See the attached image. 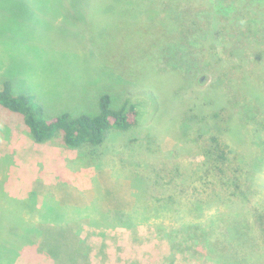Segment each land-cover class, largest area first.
<instances>
[{"label":"rangeland","instance_id":"rangeland-1","mask_svg":"<svg viewBox=\"0 0 264 264\" xmlns=\"http://www.w3.org/2000/svg\"><path fill=\"white\" fill-rule=\"evenodd\" d=\"M12 1L0 2V90L10 81L46 118L94 115L103 94L140 113L132 130L69 149L34 142L0 108V217L24 216L37 233L14 264H264V0H192L178 25L168 0ZM229 78L252 87L235 94L248 106L244 145L262 165L247 200L227 195L202 154L215 148L212 87L235 101ZM239 213L238 230L256 229L246 250L229 226Z\"/></svg>","mask_w":264,"mask_h":264},{"label":"trees","instance_id":"trees-1","mask_svg":"<svg viewBox=\"0 0 264 264\" xmlns=\"http://www.w3.org/2000/svg\"><path fill=\"white\" fill-rule=\"evenodd\" d=\"M2 1L3 0H0V2ZM18 1L22 2L23 0H13L10 3H16ZM66 1L70 2L73 0H55V2L60 4H64ZM84 1L86 0H80L77 2L81 3ZM100 1H104L109 5H145V3H143L144 0ZM168 1L169 3H172V5H169L167 14H169L170 19L173 16L174 19L172 21L175 25H178L175 20V15H177L182 8L183 16L184 11L188 9L186 4L191 3L192 0ZM181 2L182 6L179 7ZM106 10L115 11V8L108 7ZM143 14L145 15V13ZM158 14L159 12L156 10L154 15ZM136 15L137 11L133 10L131 13H128V19L132 18L138 21ZM151 17H149V23L155 21L154 19H151ZM213 26L215 27V23H213ZM173 38L174 37L171 34L169 36L168 44H170V41ZM227 77L228 76L224 75V77L221 78L222 84ZM228 82H230V85L232 86V95L234 96L235 101H232L231 98L230 100L229 98L227 99V95L220 88L212 87L215 90L213 91L216 93L214 96H211L212 100H210V103L213 104L215 108L213 109V113L209 114L205 123L213 128L212 135L214 137L213 141L215 148L205 145V147L202 148V154L206 160L204 165H207L209 170H214L218 174L221 180L220 187L229 192L227 195H230L235 199L246 198L245 200H247L248 195L256 190V177H258L262 165L257 161V157L255 160H252L253 153L249 151L246 145H244L246 136H244L243 131H245L247 123H245V125L241 123H244V119H246V110L248 106L247 104L243 105L241 99L240 101L236 100L237 98L235 94H239V92H243L244 90L252 93V87L249 88L246 80L239 85V88L233 87L234 85H232V80L230 78L228 79ZM244 99L248 100V96ZM255 99L257 100L259 98ZM260 104L261 103L259 102H255L256 108H260V106H262ZM98 106L99 111L94 115L80 114L78 116H71L68 113H63L56 117L46 118L44 115V108L40 102L35 99L34 96L29 94L15 95L11 91L10 81H4L0 90V108L19 115L34 142L44 143L59 138L63 145L69 149H79L87 145H102L110 132H126L135 128L139 123L140 113L135 104L129 105L126 103L119 108H113L111 106V96L103 94L99 98ZM219 135L222 136L223 139L225 138L226 142L221 139ZM256 138L260 140L258 144L263 143L261 142L264 138L263 136L257 135ZM232 143H236L237 146L235 147ZM229 144L233 147H229ZM224 177H226V179H223ZM1 187L4 190V186L2 185ZM236 202L238 201L234 200L233 203L229 201L230 205H235ZM24 203L25 202H23V204ZM204 203L205 200L201 198L194 199L190 201V207L193 210H197L202 207ZM240 215L241 214L239 213L235 218L228 221L231 223L229 226L233 228L236 233H240L238 236L243 241L241 242V248L246 250V248L249 247L250 233H254L256 229H253L249 233H244L241 230H238V226L233 225V221L238 219ZM7 219L16 221V223L15 226H9L7 231H5L4 223ZM18 224L20 225L18 226ZM28 224L30 223L27 222L24 216H19L17 218H14V216L0 217V240H3L0 242V264H14V257L24 244L22 242L31 241V238L34 237L35 234L37 235L35 227L29 226ZM262 232H264V230H262ZM7 238L14 242H6ZM16 240H18V242H15ZM263 241L264 239L261 242ZM246 242L248 243L247 245ZM7 243L12 245H8ZM258 256L260 255H257V257ZM234 262L237 264L241 262L247 263L244 257L242 261L237 262V260H235ZM256 263L260 264V260H256ZM252 264L255 263L252 262Z\"/></svg>","mask_w":264,"mask_h":264}]
</instances>
